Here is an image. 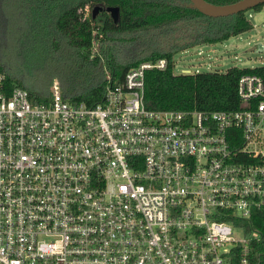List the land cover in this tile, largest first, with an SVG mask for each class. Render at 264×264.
Returning a JSON list of instances; mask_svg holds the SVG:
<instances>
[{
  "label": "built area",
  "instance_id": "built-area-1",
  "mask_svg": "<svg viewBox=\"0 0 264 264\" xmlns=\"http://www.w3.org/2000/svg\"><path fill=\"white\" fill-rule=\"evenodd\" d=\"M166 67L94 105L58 81L38 101L0 67V264H255L264 81L239 77V109H150L145 73Z\"/></svg>",
  "mask_w": 264,
  "mask_h": 264
},
{
  "label": "trees",
  "instance_id": "trees-1",
  "mask_svg": "<svg viewBox=\"0 0 264 264\" xmlns=\"http://www.w3.org/2000/svg\"><path fill=\"white\" fill-rule=\"evenodd\" d=\"M16 1L28 4L35 16L40 15L48 20L40 23L37 19L40 24L37 26L39 33L36 32L34 39H44L45 46L50 41L56 50L64 44L62 49L73 51L72 55L52 60L57 64L42 68L39 77L27 78L30 81L27 85L23 77L15 76L7 70L4 61L8 60L1 45L0 13V67L6 74V81L11 86L25 88L38 101H44L50 96V78L57 77L64 99L94 105L102 100L109 85L119 84L123 80L129 68L158 58H166L167 67L164 70L150 69L145 73L144 100L150 109H239L242 108L237 94L239 77L247 73L257 74L264 81V65L254 68L232 66L222 72L176 74L173 71L172 57L177 51L197 44L218 43L251 30L253 24L247 11L210 17L188 7L189 0ZM206 1L223 5L237 0ZM5 2L6 0H0V6ZM93 3L103 7L118 6L119 21L115 23L104 8L92 18V14L85 10ZM263 6L264 4L258 5L252 10L260 11ZM34 20L36 19H31ZM180 22L193 25L195 37L192 41L185 44L170 42L163 46L159 40V43L155 42L154 48L145 53H135L132 50L125 53L123 49H119L118 43L134 42L141 33L152 34L156 31L157 35L166 36L178 29ZM52 25L62 41L60 45L59 40H53L50 36L53 33ZM251 224L261 235L260 242L253 244L256 254L254 263L264 264V210L253 212Z\"/></svg>",
  "mask_w": 264,
  "mask_h": 264
},
{
  "label": "rangeland",
  "instance_id": "rangeland-1",
  "mask_svg": "<svg viewBox=\"0 0 264 264\" xmlns=\"http://www.w3.org/2000/svg\"><path fill=\"white\" fill-rule=\"evenodd\" d=\"M15 1L6 0L3 3L4 5L0 6V13L2 14L1 45L8 60L4 61L7 70L11 71L15 76L23 77L27 85H29L30 81L28 79L39 77V72L42 68L57 64V62L52 60L72 55L73 51L62 49L64 44L59 47L60 50H56L50 41L45 46L44 39H34L36 32L39 33L37 26H40V24L38 20H40V23H46L47 19L40 15V17L35 16L32 12L33 9L28 4ZM95 5L96 3L87 6L86 13H91ZM247 15L253 24L251 30L233 35L218 43L197 44L177 51L174 55V73L179 74L182 70H189L191 73L222 72L232 66L239 68L263 66L264 9L262 11L248 10ZM32 18L36 20L31 21ZM178 25V29L166 36L157 35L156 31L152 34L141 33L139 39L134 42H121L120 45L118 43L119 49H123L125 53L130 50L135 53H145L154 48L155 42L159 40H161L163 46L170 42L185 44L192 41L195 37L193 25L183 22ZM51 29L53 33L50 36L54 38L53 40H59V45L62 44L59 34L55 32L53 25ZM253 46L261 47L262 50H249ZM246 60H250V63L243 65ZM54 81H58V78L51 77L50 83L52 84ZM44 84L46 83H43V86H46ZM240 234V230H236L235 236L240 237Z\"/></svg>",
  "mask_w": 264,
  "mask_h": 264
},
{
  "label": "water",
  "instance_id": "water-1",
  "mask_svg": "<svg viewBox=\"0 0 264 264\" xmlns=\"http://www.w3.org/2000/svg\"><path fill=\"white\" fill-rule=\"evenodd\" d=\"M264 4V0H237L228 4H213L206 0H189L188 7L197 9L200 13L210 17H223L232 15L238 12L248 11L254 7ZM105 9L111 16L112 20L117 23L120 19V12L118 6L107 5L103 7L100 4H96L92 11V18H95L99 11ZM249 50L261 51V47L253 46ZM264 50V49H263ZM250 63V60H246L243 64Z\"/></svg>",
  "mask_w": 264,
  "mask_h": 264
},
{
  "label": "crops",
  "instance_id": "crops-1",
  "mask_svg": "<svg viewBox=\"0 0 264 264\" xmlns=\"http://www.w3.org/2000/svg\"><path fill=\"white\" fill-rule=\"evenodd\" d=\"M264 9V6L261 8V10L260 11H262Z\"/></svg>",
  "mask_w": 264,
  "mask_h": 264
}]
</instances>
